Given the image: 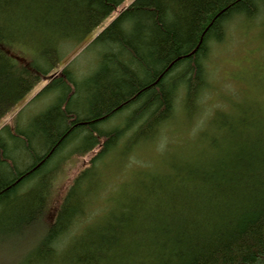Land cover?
I'll list each match as a JSON object with an SVG mask.
<instances>
[{
  "label": "trees",
  "instance_id": "16d2710c",
  "mask_svg": "<svg viewBox=\"0 0 264 264\" xmlns=\"http://www.w3.org/2000/svg\"><path fill=\"white\" fill-rule=\"evenodd\" d=\"M124 1L0 0V119L42 78L41 93L58 90L26 128L0 130V264H264V106L243 104L222 126L209 117L197 147L169 156L131 202L124 184L103 222L81 224L104 154L135 127L131 161L180 97L188 115L199 111L209 44L237 17L264 16V0H133L84 46L100 49L92 73L53 72ZM124 110L123 126L100 131ZM75 142L78 153L100 148L52 206L63 171L52 163ZM27 236L17 251L5 245Z\"/></svg>",
  "mask_w": 264,
  "mask_h": 264
},
{
  "label": "rangeland",
  "instance_id": "374dc122",
  "mask_svg": "<svg viewBox=\"0 0 264 264\" xmlns=\"http://www.w3.org/2000/svg\"><path fill=\"white\" fill-rule=\"evenodd\" d=\"M131 1L133 0H125L123 5H128ZM117 11L119 10H114L106 17L94 30V33L106 26L115 17ZM226 25L227 31L224 41L222 43L212 42L208 46L209 53L205 60V66L209 74L210 84L206 87L204 105L199 106L197 109L199 111L189 116L184 114L182 110L177 111L172 123L168 124L167 129L164 128L166 130L160 132L156 142L138 143L135 139L136 142L131 150L133 157L131 158L128 154L129 159H132L131 161L128 160V165H124L122 156L115 158L109 155L104 156L99 163V168L102 170L101 180L104 181L102 190H98V192L97 189L95 190L92 201L88 205L92 213L83 216L81 224L92 223L94 225L100 221L103 222L111 208L117 209L116 206L121 200L120 196L124 193V187H126L124 184L126 183H130L125 191L128 194V202H131V198L140 192V186L143 183H148L150 178L159 172L156 167H159L160 170H166L167 166L165 165L171 160L169 156L182 149L189 153L191 142L197 145L200 136L198 130L209 117L213 116L216 126H219V123L222 126L224 121H229L228 115L224 114L236 113L243 107V104L248 105L243 101L244 98L257 108L264 106V16L255 20H247L239 16ZM88 42L85 40L80 43L74 54L72 53L67 57L70 59L72 55L76 54L74 57L72 56L74 61L71 65L76 72L92 73L96 69L100 49L97 47L83 49ZM64 50H67L66 47ZM46 81L43 80L36 85L25 99L39 91ZM57 95L58 90L47 91L30 102L29 100L20 102L1 119L0 129L6 124H13L18 115L19 128H26L36 115L54 104ZM128 114L129 112L125 110L119 113L115 116L119 118L106 124L105 128L108 130L123 126ZM222 128L224 129L225 126ZM135 129L134 127L128 131L123 146L134 139ZM76 147L75 144L72 145L52 163V165H56L62 161L63 166V171L53 183L52 206L59 204L76 175L89 165L88 159L91 154L85 157L73 154L69 159H64ZM92 208L99 209L93 210ZM33 240L34 237L27 236L24 238V242H21L22 244L17 241L5 245L12 246L10 251L13 250L14 252L26 244L32 243ZM128 263L133 264L129 261Z\"/></svg>",
  "mask_w": 264,
  "mask_h": 264
},
{
  "label": "bare ground",
  "instance_id": "6f19581e",
  "mask_svg": "<svg viewBox=\"0 0 264 264\" xmlns=\"http://www.w3.org/2000/svg\"><path fill=\"white\" fill-rule=\"evenodd\" d=\"M127 5H123V2H122V4L118 7V10L120 11L121 9H123L124 7H126ZM117 15V14H116ZM115 15V16H116ZM259 17H261V16H256L253 20H255V19H257V18H259ZM102 23V22H101ZM100 23V24H101ZM99 24V25H100ZM98 25V26H99ZM97 26V27H98ZM96 27V28H97ZM105 27V26H104ZM103 27V28H104ZM95 28V29H96ZM102 28V29H103ZM94 29V30H95ZM101 29V30H102ZM94 30L92 31V33L90 34V35H88L85 39H84V41L85 40H88V41H90V40H92L100 31H98L97 33L95 32L94 33ZM90 36H92L91 38H90ZM226 36V35H225ZM224 39H225V37L223 38V40H221V41H218V42H223L224 41ZM209 53V52H208ZM67 65H69L71 68H72V64H71V60L70 59H67V58H63L60 62H59V64L56 66V68H55V70L53 71V72H55V73H58L63 67H65V66H67ZM73 69V68H72ZM207 70V69H206ZM52 72V73H53ZM74 74H75V77L79 80V78L80 77H82V76H85V75H87V74H90V73H87V72H76V71H74ZM43 80H47L45 83H44V85L39 89V91H37L34 95H32V96H30L29 98H26L25 99V97L28 95V93L36 86V85H38V84H40ZM48 82H49V79H47L46 77H44V78H42L34 87H32L31 88V90L16 104V105H14L11 109H13L14 107H16L20 102H24V101H28L29 100V102L30 101H32L34 98H36L37 96H39V95H41V94H43V93H41V91L44 89V87L48 84ZM45 93V92H44ZM201 98L198 100V105H200V106H203L204 105V101H205V97H204V95H202V96H200ZM244 102H246L247 104H249V105H252V103L251 102H249V101H247L246 100V98H244V100H243ZM253 106V105H252ZM222 108V107H221ZM179 110H182L183 111V113L184 114H187V111L185 110V108H184V106H183V104H182V97H180V98H178L177 100H176V102H175V105H174V114H176L177 113V111H179ZM11 111V110H10ZM22 111V110H21ZM20 111V112H21ZM9 112V111H8ZM7 112V113H8ZM6 113V114H7ZM179 113H181V112H179ZM5 114V115H6ZM123 115H125V114H123ZM188 115V114H187ZM19 116V115H18ZM18 116H17V118H16V121H14L13 122V124L14 125H16V126H18ZM122 116V115H121ZM189 116V115H188ZM119 117H112V118H110V119H108V120H105L101 125H100V131L101 132H105V131H108V130H111V129H106L105 128V126H106V124H108V123H110V122H114V121H116L117 119H118ZM2 119V118H1ZM1 119H0V121H1ZM13 124H9V126H12L13 127ZM8 124H6V125H4L2 128H4L5 126H7ZM19 127V126H18ZM1 128V129H2ZM0 129V130H1ZM124 135V134H123ZM123 135L122 136H119V138H121V137H123ZM126 138V137H125ZM125 138L123 137L121 140H119V144H118V153L114 150V149H110L109 151H107L105 154H104V156H106V155H109V156H111L112 158H115L116 156H122L123 158L125 157V155L127 156V153L126 152H128V150H127V148L125 147V146H123V144H125L124 143V141H125ZM199 139H201L200 137L198 138V140ZM191 142V141H190ZM78 142H75V145L77 146L75 149H74V151L73 152H77V153H74V155H77V156H79V157H85L86 155H89V154H91V156L89 157V159L88 160H90L93 156H95L96 155V153L99 151V148H100V146L99 145H97L95 148H93L91 151L89 150V152L87 151V153L85 152V153H78V151L80 150V147H78V145L79 144H77ZM74 145V144H73ZM72 146V145H71ZM70 146V147H71ZM190 146L192 147V148H194L196 145H194V143H190ZM190 147V148H191ZM197 147V146H196ZM69 148V147H68ZM68 148H66L64 151H66ZM64 151L62 152V154L64 153ZM73 152H70L69 154H68V156L66 157V158H64V159H68V157L73 153ZM62 154H61V156H62ZM63 160V159H62ZM124 165L126 166V165H128V158L126 159H124ZM80 222H81V219H80Z\"/></svg>",
  "mask_w": 264,
  "mask_h": 264
}]
</instances>
